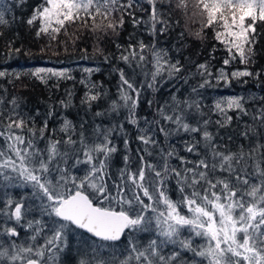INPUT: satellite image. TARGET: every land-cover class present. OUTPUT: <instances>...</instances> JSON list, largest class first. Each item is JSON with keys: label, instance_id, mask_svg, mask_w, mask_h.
Wrapping results in <instances>:
<instances>
[{"label": "snow or ice", "instance_id": "6c2138e0", "mask_svg": "<svg viewBox=\"0 0 264 264\" xmlns=\"http://www.w3.org/2000/svg\"><path fill=\"white\" fill-rule=\"evenodd\" d=\"M25 5L0 0V29L19 19L46 41L40 52L53 55L91 33L93 54L82 49L80 59L101 57L117 76L116 95L92 79L99 66H80L79 80L71 67L0 69L13 86L22 77L57 90L74 82L39 124V109L25 114L21 97L0 96V264H264V97L251 111L255 96L205 103L210 89L264 80V68L251 67L264 37V0H37L17 18ZM174 15L197 26L189 30L195 39L213 41L190 90L181 91L189 84L185 65L159 46L179 25ZM126 18L133 28L145 25L151 39L129 34L126 45L111 41L118 55L106 52L101 44L120 35ZM19 35L5 45L6 58L30 55L15 46ZM217 51L224 56L214 67ZM76 84L91 123L64 115L77 106ZM165 89L163 103L147 98ZM106 98L107 107L94 110ZM145 105L152 119L140 115ZM58 115L59 127H51ZM105 116L114 118L109 125L95 122ZM245 116L252 123L240 135L248 144L220 145L219 130ZM118 154L122 166L113 171Z\"/></svg>", "mask_w": 264, "mask_h": 264}, {"label": "trees", "instance_id": "16d2710c", "mask_svg": "<svg viewBox=\"0 0 264 264\" xmlns=\"http://www.w3.org/2000/svg\"><path fill=\"white\" fill-rule=\"evenodd\" d=\"M37 0H28V5H25L23 8H17L14 10L17 18L23 16L29 11V5L35 4ZM137 17L143 16L144 19L147 17L140 12L136 13ZM10 18V17H9ZM173 20H179V25L174 26L173 30L167 35L160 37L159 46L165 49H168L170 55L174 60H180L184 65L187 71L184 73L185 77L189 79L188 85H183L181 91L189 89V85H195L199 81V76L196 75L197 63H202L205 60L209 59V53L211 52V47L213 41L211 35L206 41H200L195 39L192 35L189 34L190 31H195L197 26L195 24L189 23L185 24V18L182 15H174ZM4 31L5 35L0 37V69L9 68L10 70L15 71H28L35 67H71L74 69L73 74L76 76L77 80L81 78V73L79 72L80 66H89L96 67L99 66L101 71L96 73L92 79L95 81H102L108 90L109 97H115L116 95V83L117 76L112 73L111 67L107 64L102 63L101 57H94L89 60H81L80 56L82 55L81 50L87 49L89 56L93 54V48L96 45L95 37L87 32L83 31L79 33L80 39L77 41L76 47L73 48L72 45H69L68 53H64L63 50H59V55H53L51 51L41 53V47L46 43L44 39L37 40L34 34L30 33L26 27H21L19 19L14 22L11 27L0 29ZM184 32L185 35L181 38L180 33ZM16 33H20L19 37L16 38L15 46L21 47L24 50L30 52V55L20 54L14 58H6L3 53L6 51L5 45L7 42L12 39ZM129 34H134L135 38L144 39L148 42L151 37H149L145 25H140L137 28H133L131 18H126L124 29L121 31L120 35L111 36L107 40L103 41L101 47L105 49L106 52H111L117 54L114 44L111 42L115 40L117 43L127 44ZM217 59L212 61L214 67H219V61L224 56L223 51H217L215 53ZM57 61H63V63H58ZM254 70H260L264 68V37L260 38L259 44L256 46V55L254 57V63L251 65ZM53 82L50 81L49 85ZM73 81L62 82L60 89L46 87L41 84L39 81L31 79L29 77H22L21 80L15 82V86L9 84L6 80H0V96H3L6 100L10 99L12 96L21 97V109L25 114H35V111L39 109L41 116L38 118L37 123L39 124L43 120V114L47 112L49 105L53 104L58 99L64 96V90L70 89L73 86ZM7 89V92L4 91ZM76 97L74 103L77 105L74 108L68 109L64 112V115H67L70 119H73L74 122H79L80 118L92 122V114L88 113L85 115L83 108L79 106V98L83 94V87L79 84L75 86ZM190 90V89H189ZM168 89H165L163 93H156L155 96L151 93L147 95L148 99H155L159 103H163L164 100L169 99L167 96ZM187 95V92H185ZM228 95H244L246 97L255 96L257 100H249L248 106L250 111L253 107L259 105V98L264 97V80H255L250 79L247 84H240L238 82H233L231 87H219L216 89H210L206 93L205 103L210 104L213 99L218 98L219 96H228ZM107 98L99 102V105L94 110H102L107 107ZM57 112L61 110L59 105H56ZM79 111V116L77 112ZM154 109H147L146 105L140 109V115L145 116L148 119H152L154 116ZM113 117L105 116L95 118L96 123H102L103 125H109L113 121ZM212 119H216L213 115ZM252 120L250 116L242 117L240 120H234L232 126L229 129L219 130V136L217 137V142L220 145H226L229 149L235 151L238 145L241 143L247 145L248 141L245 140L240 133L244 130L245 124H251ZM51 127H59V115L56 119L50 121ZM130 127V126H129ZM131 130V129H130ZM210 131L214 133L217 131L215 126L209 128ZM260 131L264 132V129ZM134 134V132H133ZM231 135L233 139L229 141L227 137ZM223 137V139H220ZM120 145L121 150H123V145L120 141H117ZM137 145L133 144V148ZM203 146L201 145V148ZM175 163V161H173ZM113 171L117 167H121V156L118 154L114 157L113 160ZM144 237H147L149 234H141ZM146 242V241H145ZM119 251V249H118Z\"/></svg>", "mask_w": 264, "mask_h": 264}]
</instances>
